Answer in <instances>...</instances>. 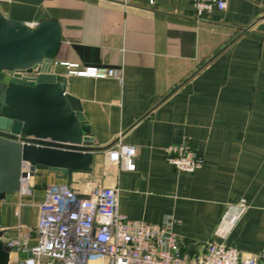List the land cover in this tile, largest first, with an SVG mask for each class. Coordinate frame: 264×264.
Here are the masks:
<instances>
[{
	"label": "crops",
	"instance_id": "1",
	"mask_svg": "<svg viewBox=\"0 0 264 264\" xmlns=\"http://www.w3.org/2000/svg\"><path fill=\"white\" fill-rule=\"evenodd\" d=\"M0 9L28 25L60 21L55 73L101 149L90 173L37 171L30 194L0 201L4 244L23 233L29 247L36 244L46 185L97 181L118 189L119 211L129 219L173 217L188 259L211 240L244 255L264 249V0H229L203 18L191 0H0ZM64 63L122 77L67 76ZM118 141L136 149L132 172L105 161L104 150ZM181 143L203 158L192 174L165 161L164 148ZM240 200L247 208L229 229L225 220ZM20 257L11 251L9 264Z\"/></svg>",
	"mask_w": 264,
	"mask_h": 264
},
{
	"label": "built area",
	"instance_id": "2",
	"mask_svg": "<svg viewBox=\"0 0 264 264\" xmlns=\"http://www.w3.org/2000/svg\"><path fill=\"white\" fill-rule=\"evenodd\" d=\"M129 0H123L127 3ZM229 0H191L195 14L203 18L213 11H224ZM154 5L155 0H149ZM67 76L121 80V71L67 64ZM165 161L178 172L192 174L203 165V158L186 144L164 148ZM135 147L121 142L104 150L108 165L120 171L135 170ZM26 178L20 179L21 194H30L29 165H22ZM33 188V187H32ZM118 189L97 181L78 186L49 184L37 205L33 228L37 242L27 244L28 233L5 245L19 256L14 264H264V249L256 255H244L235 248L208 241L197 257L188 259L180 249L173 231L175 220L164 216L156 224L132 220L120 213ZM235 207L237 213L228 220L229 229L247 208L244 200ZM226 234V233H225Z\"/></svg>",
	"mask_w": 264,
	"mask_h": 264
},
{
	"label": "water",
	"instance_id": "3",
	"mask_svg": "<svg viewBox=\"0 0 264 264\" xmlns=\"http://www.w3.org/2000/svg\"><path fill=\"white\" fill-rule=\"evenodd\" d=\"M62 26L54 17L28 25L0 9V201L17 192L26 178L47 170L70 177L91 172L93 145L80 102L65 92L54 58ZM32 191V187H29ZM0 264L11 249L1 240Z\"/></svg>",
	"mask_w": 264,
	"mask_h": 264
}]
</instances>
